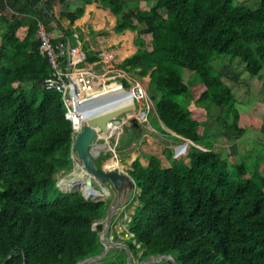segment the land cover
<instances>
[{
    "label": "trees",
    "instance_id": "trees-1",
    "mask_svg": "<svg viewBox=\"0 0 264 264\" xmlns=\"http://www.w3.org/2000/svg\"><path fill=\"white\" fill-rule=\"evenodd\" d=\"M57 2L65 0H0V264H77L105 248L93 225L107 216L111 202L92 200L102 195L87 183L89 194L98 193L94 198L65 192L59 182L62 191L53 177L72 168L74 140L63 95L45 87L51 66L40 53L37 33L39 20L58 22ZM101 2L118 17V33L138 30L152 41L122 63L123 71L149 76L161 123L178 141L204 147L192 146L188 162L169 149V167L148 154L146 166L138 157L124 170L140 189L129 222L133 237L125 245L134 254L144 249L141 260L175 259L153 264H264L261 162L245 163L253 151L223 155L215 148L216 135L207 144L211 137H205L201 122L171 97L190 92L185 74L194 73L204 86L197 100L223 109L220 134L232 143L246 135L234 92L239 79L228 71L213 74L209 57L230 55L251 75L264 71V0L255 6L237 0ZM82 13L78 7L67 16L73 21ZM121 82L130 88L128 76ZM63 182L70 186L76 180ZM107 253L97 264H127L125 258L104 261Z\"/></svg>",
    "mask_w": 264,
    "mask_h": 264
},
{
    "label": "rangeland",
    "instance_id": "rangeland-1",
    "mask_svg": "<svg viewBox=\"0 0 264 264\" xmlns=\"http://www.w3.org/2000/svg\"><path fill=\"white\" fill-rule=\"evenodd\" d=\"M258 1L259 0H237V3L255 6L258 4ZM2 31L3 29L0 28V43L2 42ZM209 64L210 71L213 74H218L221 71H228L234 73L237 79H239L238 82L240 85H235L234 92L239 102L238 106L242 118L246 116L243 111L245 110L244 106L248 105V103L254 105L257 104L259 106H261L260 103H263L264 106V102H260V100H258L259 98L256 92L257 89H260V86H263L264 71H262V73L259 75H251L245 70V64L240 58L232 57L230 55H219L217 53L211 54V56L209 57ZM185 75V80L189 79L190 92L187 94L171 95V97L175 101L180 103L184 108H187L191 112L192 117L201 122L204 128L205 137L207 135H209L210 137L216 135L217 141L215 144V148L223 155H228L230 152V149L227 146L228 139L220 134L219 124L217 122V118L222 115L223 109L214 104H211L206 100L199 102L197 100L198 95L204 90L202 82L194 73H187ZM113 84H118L122 88L126 89V91L132 94L133 97V92H130L133 88L139 87L138 92L140 93L136 96L138 98L134 97V102L136 103V109L134 112L136 114L130 117L127 114H122L121 116L116 118L117 121H120L119 123L121 124V132L119 134L111 135L109 138V144L106 147L100 148L98 153L93 152L95 155V167L103 173L111 172L117 174L118 172V174L123 178L121 184L122 186L119 184V181L121 182V179L117 176L115 179L119 185L115 184L114 181H112L107 175L104 174L95 175L94 173H91L93 177H90V179L92 181V187L100 191L102 195L99 199L92 200H103L109 202H113L114 200V205L117 204L118 200L122 202L121 205L115 209L113 219L111 221L114 224H110V227L106 234V241H109L112 246L108 248L107 252L109 254L107 253L108 255L104 258V261H119L124 258L127 261L130 257V253L125 247H123V245L126 244V240H129L133 237V234L129 232V222L131 220V215L135 212V208L139 204L136 196L138 195L140 189L136 186L133 180H131L126 175L124 170L130 168L131 163L138 157L142 160L144 165H147L148 159L146 156L148 154H155L159 156L161 158L162 165L164 167H169V149L172 151L174 158H177L179 160L184 159L186 162H188V155L191 151L192 146H197L200 148L204 147L197 144L194 145V142L189 139L178 141L176 139L178 135H174L173 133L169 132V130L161 123L158 115L155 112V104L150 98L148 77L142 78L137 82L130 81V88L128 89L123 86L118 77H114L108 80L107 86L104 88H108ZM25 85L28 86V83ZM104 88L100 89L98 92L104 91ZM141 112L145 113V118L139 116V113ZM163 129L165 130V132ZM201 131H203V129H201ZM100 132L98 131V134L96 135L91 147L108 143L106 138L104 139L103 137H101ZM251 134H253L252 131L248 133V135ZM186 140H189V152L188 154H182L181 156H178L175 146L184 144ZM214 140L215 138L211 137V139L207 138L206 142L207 144L211 145V142H214ZM254 147L259 152H252L253 154L251 156L243 158V160L245 161V163H247L248 166L256 164L257 162H261V168L263 169L264 155L262 151L264 145L256 141L254 142ZM77 159L78 162L75 166V160ZM72 160L73 164L70 170H63L55 174L54 178L56 179L57 185H59V182L63 181V178L65 177L69 180L77 181V178H79V176L86 171L80 165L82 161L75 150L72 151ZM231 160H235L238 163L240 162V160H238L237 156L235 155L231 157ZM86 183L87 182H83L82 184L80 183V190H75L74 186H76V183L74 182V185H72V189L69 190L67 188L69 191L65 192H82L85 195L87 194L86 196L88 198H94L96 195H98V193L93 194V189L91 190L92 195L91 193L89 194L85 189ZM104 188L108 189V195L104 191ZM98 222H101L103 224V229L99 230V234L101 235L104 228L106 227L107 219L105 217L99 221H96L95 224ZM133 242L135 243L136 241L134 240ZM143 250L144 249L140 250L137 254L131 252L132 264H139L141 263V261H143L141 260V254ZM83 264H97V262L92 261L85 262Z\"/></svg>",
    "mask_w": 264,
    "mask_h": 264
},
{
    "label": "crops",
    "instance_id": "crops-1",
    "mask_svg": "<svg viewBox=\"0 0 264 264\" xmlns=\"http://www.w3.org/2000/svg\"><path fill=\"white\" fill-rule=\"evenodd\" d=\"M78 7H83V13L71 21L67 15ZM54 9L58 22L48 20V23H45L47 29L53 34L55 43H63L66 47V55L63 61L64 65L67 64L66 69L69 67V48H77L85 54V58L82 62L77 63L75 70H88L103 78L118 77L120 82L124 78L123 76H128L130 81L135 82L142 79L136 74L126 75L121 65L127 58L134 55L139 48L151 46V39L139 34L138 30L126 29L118 33L116 31L118 17L101 0H94L90 3H84L81 0H65L63 4L57 2ZM25 32L26 29L23 28L21 33L25 34ZM142 41H145V45H142ZM147 77L150 84V77ZM256 92L258 100L264 102V84ZM133 94L135 97L136 94L139 95L140 93L136 91ZM260 105L248 103L244 106L243 113L246 116L241 117V122L246 128V135L234 143L227 141V146L235 154L245 155L250 150L253 152L258 151L254 147L256 141L264 145V135L261 132L264 124V106L263 103H260ZM129 114L133 116L136 113L130 112ZM139 116L145 118V113L141 112ZM202 129L204 131L203 126ZM250 131L253 132L255 137L253 134L248 135ZM179 145L183 147L182 154H188L189 145ZM262 173L264 175V166Z\"/></svg>",
    "mask_w": 264,
    "mask_h": 264
},
{
    "label": "built area",
    "instance_id": "built-area-1",
    "mask_svg": "<svg viewBox=\"0 0 264 264\" xmlns=\"http://www.w3.org/2000/svg\"><path fill=\"white\" fill-rule=\"evenodd\" d=\"M37 33L40 38V53L48 59L51 66L50 75L44 81L45 87L63 95L66 119L76 127L80 105L92 98V92L106 87L108 80L114 77L103 78L88 70H75L77 63L85 58V54L77 48H69V67L65 69L63 64L66 55L65 45L55 43L53 34L43 20L38 21ZM75 131L73 128V137L78 134L77 129Z\"/></svg>",
    "mask_w": 264,
    "mask_h": 264
},
{
    "label": "water",
    "instance_id": "water-1",
    "mask_svg": "<svg viewBox=\"0 0 264 264\" xmlns=\"http://www.w3.org/2000/svg\"><path fill=\"white\" fill-rule=\"evenodd\" d=\"M42 1L45 4V0H42ZM106 102L107 101L99 100L96 104L92 105L90 108H87V109L85 108V110L87 111L86 115H87L88 119H87L86 123H84L82 125V127L80 129H77L78 134L75 137H73L74 140H73L72 150L73 151L75 150L77 152V154H78L79 158L81 159V161L83 162L85 168L90 173H94L95 175H102V174L107 175L112 181H114L115 184L121 185L123 178H122V176H120L118 174V172H117V174H114L111 172L103 173L95 167V165H94L95 155L93 153V147H91V145L94 142V139H95L96 135L98 134V131H102L103 133H108L110 128H111L110 123H119L120 121H117L116 118H118L122 114L128 115L130 112H134L136 109V103L132 102V103H128V104L121 105V106L104 108V105ZM106 106H108V103H106ZM73 128L75 131L76 127H73ZM169 132H171V131L169 130ZM171 133L176 135L174 132H171ZM183 145H189V140H186ZM194 145H196V144L194 143ZM116 176L121 179V182L119 181V184L117 183V181L115 179ZM87 185L92 187L91 179H89L87 181ZM57 186L61 189V187L59 185H57ZM62 191H64V190H62ZM86 198H88V197L86 196ZM113 202H114V200H113ZM113 202L111 203L108 214L106 216V219H107L106 227L104 228L102 234L100 235V240L104 244L105 249L100 254L93 256V257L86 258V259L78 262L77 264H83L85 262H92V261L100 260L107 253L108 248L112 246L109 241H106V234H107L108 229L110 227V223H111V220L113 218L115 209L117 207H119L122 203L120 200H118L117 204L114 205ZM93 227L96 230H102L103 224L101 222H98L96 224L94 223ZM123 247H125L128 250V252L130 253V257L127 260V264H132L131 263V252H130L128 246L124 244ZM164 260H169V261H172L175 263V259L172 255H153L148 259H144L139 264H153V263L161 262Z\"/></svg>",
    "mask_w": 264,
    "mask_h": 264
},
{
    "label": "bare ground",
    "instance_id": "bare-ground-1",
    "mask_svg": "<svg viewBox=\"0 0 264 264\" xmlns=\"http://www.w3.org/2000/svg\"><path fill=\"white\" fill-rule=\"evenodd\" d=\"M138 90H139L138 87H135L130 92L136 93V91L138 92ZM91 96H92L91 99L83 102V103H86V104H83L82 103L80 105V108H79V111H78V114H77V118H76V129H80L82 127V125L84 123H86V121L88 119V117L86 115L87 114V111L85 110V108L86 109L87 108H90L92 105L96 104L99 100L107 101L106 103H108V106H106V103H105L104 108H108V107L121 106V105H125V104H128V103H132V102L135 101V98H138V97H136L137 94L135 95V98H134L132 94H130L129 92H127L126 89L122 88L118 84L117 85L116 84H113L112 86H110L108 88H104V91H100V92L95 91V92H92V95ZM128 116L130 117L131 115L128 114ZM120 126H121L120 123H110V127L111 128H110V130H109L108 133H103V132H100L99 131L101 137H103L104 139L106 138V140L108 141V143L107 144L96 145L95 147H93V152L94 153H98L99 150H100V148L106 147L109 144V138H110V136L113 135V134H119L121 132ZM176 151H177V155L178 156H181V154L183 152V147L180 146V145H178V147H176ZM80 165L86 171L84 173H82L79 176V178H77L78 180L75 182L76 183V186H74L75 188L77 187L75 190H80V187L78 188V185L80 183L82 184L83 182H87L90 179V177H93L91 175V173H89V171L85 168L83 162H81ZM74 170H75V167H74ZM65 178H63V179H65ZM60 183L62 185H64L65 187H67L69 190L72 189V185H74V182H70L71 183L70 186L68 184L64 183L63 181H61ZM81 191H83V190H81ZM96 262H98V261H96Z\"/></svg>",
    "mask_w": 264,
    "mask_h": 264
},
{
    "label": "flooded vegetation",
    "instance_id": "flooded-vegetation-1",
    "mask_svg": "<svg viewBox=\"0 0 264 264\" xmlns=\"http://www.w3.org/2000/svg\"><path fill=\"white\" fill-rule=\"evenodd\" d=\"M112 203V202H111ZM111 205V204H110Z\"/></svg>",
    "mask_w": 264,
    "mask_h": 264
}]
</instances>
